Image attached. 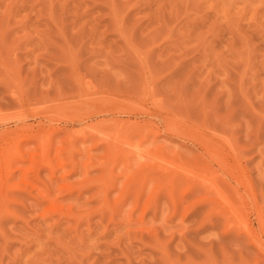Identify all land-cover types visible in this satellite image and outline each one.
Here are the masks:
<instances>
[{
  "label": "rangeland",
  "instance_id": "1",
  "mask_svg": "<svg viewBox=\"0 0 264 264\" xmlns=\"http://www.w3.org/2000/svg\"><path fill=\"white\" fill-rule=\"evenodd\" d=\"M14 129L0 264H264L208 182L264 209V0H0Z\"/></svg>",
  "mask_w": 264,
  "mask_h": 264
},
{
  "label": "bare ground",
  "instance_id": "2",
  "mask_svg": "<svg viewBox=\"0 0 264 264\" xmlns=\"http://www.w3.org/2000/svg\"><path fill=\"white\" fill-rule=\"evenodd\" d=\"M128 124H129V122H128ZM136 127H137V129L139 131H142V130H144L146 128V124L137 123ZM131 129H132V127H131ZM166 129H167V126H166ZM168 129L170 130L169 127H168ZM11 130H13V129H11ZM11 130H5L4 132H0V139L5 140V147L3 149L0 148V163H1V160L3 159V162H2L3 163V167H5L6 171L8 172L7 175L4 178L0 179V194H1L2 197H6V195H8L9 193H12L11 191L14 190L15 188L19 189V186H15V185H11L10 184V179H12L14 177V174H15L16 171H19V170H21L23 168L24 163L26 161V158L24 156H21L19 154L18 155H16V154L12 155L10 153L11 148L14 147L16 149V151H17V148L19 147V145L24 144L25 146H27L30 141H33L36 137H38L37 134L34 135L33 133H31L29 135H23V134L17 135L18 132L15 129L14 130L16 132L15 131H11ZM169 130H167V132ZM150 131H152V129H150ZM15 135H17V140L16 141L13 140V136H15ZM152 135H153V138L151 139V142H154V141H156V139H157L158 135H160V133L157 132V133L152 134ZM171 135H173V134H171ZM201 141H204V140H200V142ZM202 143L203 142H201V144ZM202 146L204 147V144ZM206 148H207V146H206ZM222 160L223 159H221V161ZM51 162L52 161L49 162L47 160V161L44 162V164L43 163L42 164L48 170V172H50L51 175H54V174H56V170L54 168V165ZM64 162L61 161L58 164V169L60 171L66 172L65 171L66 164ZM223 162H224V160H223ZM224 163L222 164L223 166L226 165V161ZM71 166H72V168L76 167V165H71ZM228 166L230 167V165H228V163H227V165L224 167L226 169V171L227 170L230 171L229 173L227 171L228 176L230 175V177H232V175H233V178L235 179V181L237 183H239V182L240 183H244L243 182V177H242V180H241V172H242V171L240 172L241 168H240V170H239V168H231V167H230L231 169H229ZM232 167H234V166H232ZM235 167H237V166H235ZM209 172L212 173L211 176H213L214 179L217 178L218 175L216 173H213L211 171H209ZM237 172L239 174H237ZM227 173L225 174V176H227ZM185 178H184V180H185ZM24 179L26 180L25 176H24ZM25 180H23V182H26ZM64 180H65V178L62 177L61 181H64ZM208 182H210V187L215 191V199L213 198L211 200L212 205H219V206H222V208L224 207L225 208V212L227 211V214L229 213V214H231L230 216H232V217L234 216V218H237L239 220V223H241V226L243 227V229H242L241 226L239 225L240 226L239 229H241V233H243L246 236V238L248 239V242L250 244H252L256 248L258 253L261 254L262 256H264V240H262V237H264V209H262L259 206L260 203L258 204V202L256 200V197H255V195L252 192L251 185H249L247 187L248 188V192L247 191H243V192L239 193L237 188H236L233 192H235V195H237L235 197V199L237 197L238 198H237V200H235V199L232 200L233 198L231 199L229 197L230 195L228 196L227 194H225L224 192L219 190L218 187L215 185V183H213V181H209L208 180ZM231 197H233L232 194H231ZM250 216L251 217L254 216L252 218L257 219V221L259 222V226L257 228L254 227V225L250 222L251 221V219H249ZM237 237H239V235ZM240 238H242V235H241ZM240 238H238V239H240ZM248 244H246V247L247 246L250 247V244L249 245ZM258 253H256V255Z\"/></svg>",
  "mask_w": 264,
  "mask_h": 264
}]
</instances>
